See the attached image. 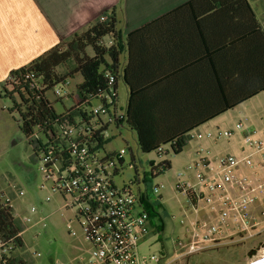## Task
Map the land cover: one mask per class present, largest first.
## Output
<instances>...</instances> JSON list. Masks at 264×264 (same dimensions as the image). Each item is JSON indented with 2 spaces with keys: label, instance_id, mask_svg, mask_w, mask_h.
<instances>
[{
  "label": "trees",
  "instance_id": "trees-1",
  "mask_svg": "<svg viewBox=\"0 0 264 264\" xmlns=\"http://www.w3.org/2000/svg\"><path fill=\"white\" fill-rule=\"evenodd\" d=\"M200 2L205 3L206 11L211 12L213 18V60L210 64L213 86L208 97L212 107L210 117L215 118L264 92V26L257 20L248 0H192L190 4ZM116 24L113 7L104 21L98 20L85 30L59 40L28 64L11 71L4 80L3 93L12 104L8 113L18 114V128L35 157H38L37 142L36 139L28 140L30 136L44 135L45 146L49 150L50 146L65 142L61 132L68 126L76 122L90 126L86 119L87 109L97 99L96 96L108 88V75L114 80L113 89L117 81L126 86V103L117 124L136 134L137 150L142 153L156 152L163 156L170 151L179 154L191 139L190 132L198 123L210 119L209 116L201 122L189 119L185 115V104L184 109H178L171 99L164 102L166 98L158 96L155 91L148 96V101L143 100L129 73L133 34L122 37ZM126 52L128 62L124 63L121 56ZM225 58H229L227 62L230 59L233 62L221 63ZM75 76L80 77V82L66 97L71 100V105L68 108L63 106L62 111L56 113L46 93ZM56 99L61 104L62 98ZM100 126L98 130L91 131L105 151L102 137L107 127ZM166 146L169 150L164 148ZM168 169L169 161L161 160L152 169L151 176ZM118 173L119 170H115L114 174ZM140 202L149 219L153 217L155 213L151 212L153 207L149 200L142 197ZM21 227L11 204L0 194V241L10 247L9 257L0 264H25L14 254L17 248L23 247L22 236L19 235L23 230ZM156 229L160 231V228ZM249 254L252 255L253 251Z\"/></svg>",
  "mask_w": 264,
  "mask_h": 264
},
{
  "label": "built area",
  "instance_id": "built-area-1",
  "mask_svg": "<svg viewBox=\"0 0 264 264\" xmlns=\"http://www.w3.org/2000/svg\"><path fill=\"white\" fill-rule=\"evenodd\" d=\"M99 20L104 21L105 16H100ZM113 82L108 75V88L96 96L100 105L87 109L86 119L91 127L83 122L68 126L61 132L65 142L50 146L49 150L39 136L28 138L36 139L37 150L42 153L40 169L51 179V191L65 198V207L74 208L76 219L81 221L92 248L88 264H174L222 242L264 240V134L259 136L254 129L237 122L233 130L198 133L195 138L228 139L233 131H239L248 150L246 155L239 158L227 155L214 162L208 152L199 148L194 152L196 160L177 175L176 190L195 211L208 209L209 218L191 222L188 237L175 241L174 255L164 263H161L163 255L158 258L138 253L139 239L147 234L150 223L140 202L142 197L149 200L148 194L140 190L132 193L130 184L120 188L114 184V172L119 170L125 150L103 151L91 131L98 130L101 124L107 128L111 124L121 126L117 124L122 114L116 112L117 94L112 88ZM69 85L70 80L62 82L54 88L53 95L67 97L71 92ZM255 154L260 156L257 163L251 160ZM185 172H190V176L185 177ZM153 193H159L157 186ZM0 194L10 203L2 191ZM25 222L30 219L26 218ZM9 252V245L0 241V262H5Z\"/></svg>",
  "mask_w": 264,
  "mask_h": 264
},
{
  "label": "rangeland",
  "instance_id": "rangeland-1",
  "mask_svg": "<svg viewBox=\"0 0 264 264\" xmlns=\"http://www.w3.org/2000/svg\"><path fill=\"white\" fill-rule=\"evenodd\" d=\"M256 9L257 17L264 26V8L259 2L250 0ZM121 23V20H118ZM118 29L122 27L120 24ZM121 31V30H120ZM80 77L70 80L69 90H75ZM4 81L0 84V191L10 199L14 216L19 220L23 229V247L15 250V256L24 260L25 264H85L91 253V245L87 241L80 222L76 219L74 208L65 207V198L51 191V179L46 178L40 169L42 153L38 157L33 155L31 147L26 143L23 134L17 124L18 114L8 113L11 100L3 93ZM53 89L46 93L47 99L52 103L56 113L62 111L63 106L68 108L71 100L64 97L61 104L53 95ZM116 112L123 113L125 106V89L121 82L116 90ZM93 107H98V100L92 101ZM103 120L105 118L101 117ZM222 121L229 130H233L235 124L240 121L245 127L257 131L259 136L264 134V92L233 111L227 113ZM4 122L11 127V132H4ZM221 130V129H220ZM197 131L205 134V128ZM215 133L217 130H211ZM225 131V130H224ZM193 138L179 154L169 153L159 156L156 152L142 153L137 150L134 135L123 126L109 125L103 132V148L106 152H119L125 150L122 165H118L119 173L113 177L114 184L120 188L129 185L132 193L138 190L147 193L153 209V217L149 219V233L142 236L138 242L140 255H156L161 258V246L165 244L169 257L175 251V241L187 236L191 228V222L195 219L205 220L209 210L195 211L191 208L185 196L175 188V182L179 172L196 160L191 154L195 144ZM40 142L45 144L44 135L40 134ZM204 147H199L208 152L211 161H216L223 156L237 157L245 148L244 139L239 131H233L230 138H204ZM169 150V147H164ZM197 148L196 150H198ZM133 156V160H132ZM161 160L169 161L170 169L161 174L151 176L152 169ZM251 160L257 163L259 155H252ZM189 177L190 172H185ZM158 187L159 193L154 194V187ZM21 191L22 194L18 195ZM48 198V200H46ZM67 198V197H66ZM31 207L34 211H30ZM29 218L30 222H25ZM209 218V217H208ZM206 221V220H205ZM156 228H160L157 231ZM74 233V234H73ZM252 255L248 251L259 249ZM264 249V240L255 239L245 242L227 241L217 246L186 257L174 264H249L258 259ZM248 250V251H246ZM154 264V263H149Z\"/></svg>",
  "mask_w": 264,
  "mask_h": 264
},
{
  "label": "crops",
  "instance_id": "crops-1",
  "mask_svg": "<svg viewBox=\"0 0 264 264\" xmlns=\"http://www.w3.org/2000/svg\"><path fill=\"white\" fill-rule=\"evenodd\" d=\"M191 1L0 0V84L11 71L28 64L51 49L59 40H65L74 33L85 30L114 7L116 29L122 37L133 34L134 48L131 52L129 73L138 92L143 95V100L148 101V96L155 91L158 96L166 98L164 102L171 99L178 109H184L185 104V115L201 122L212 113L208 95L213 86L210 64L213 60L211 48L214 26L211 12L206 11L205 3L190 4ZM248 2L257 20L262 24L253 4L250 0ZM255 2H259L264 8V0ZM118 20H121V23ZM119 23L122 24L121 29L117 28ZM136 31L140 33L137 34ZM231 57H234L233 53ZM228 59H222L220 62H233V59L227 62ZM121 62H128V52L121 56ZM119 82L123 84L127 95L126 86L122 81H117L115 90ZM234 109L215 118L210 117L205 123H198L190 134L194 131L196 134L201 133L197 131L200 127L205 128L204 133L214 129L229 130L222 119ZM4 127V132H11L10 126L5 124ZM132 134L136 143V134ZM205 140H194L191 154L194 155L197 148L204 147ZM247 153L248 150L243 148L237 157ZM149 228L150 224L147 229ZM147 234H150L149 230ZM160 252L163 255L161 263L170 260L165 244L161 246ZM88 261L89 259L85 264H88Z\"/></svg>",
  "mask_w": 264,
  "mask_h": 264
},
{
  "label": "water",
  "instance_id": "water-1",
  "mask_svg": "<svg viewBox=\"0 0 264 264\" xmlns=\"http://www.w3.org/2000/svg\"><path fill=\"white\" fill-rule=\"evenodd\" d=\"M249 264H264V257L259 258V259L255 260L254 262H251Z\"/></svg>",
  "mask_w": 264,
  "mask_h": 264
},
{
  "label": "bare ground",
  "instance_id": "bare-ground-1",
  "mask_svg": "<svg viewBox=\"0 0 264 264\" xmlns=\"http://www.w3.org/2000/svg\"><path fill=\"white\" fill-rule=\"evenodd\" d=\"M262 257H264V252L258 257V259Z\"/></svg>",
  "mask_w": 264,
  "mask_h": 264
}]
</instances>
